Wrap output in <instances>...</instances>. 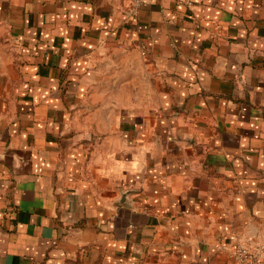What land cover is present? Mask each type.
Returning a JSON list of instances; mask_svg holds the SVG:
<instances>
[{
    "label": "crops",
    "instance_id": "obj_1",
    "mask_svg": "<svg viewBox=\"0 0 264 264\" xmlns=\"http://www.w3.org/2000/svg\"><path fill=\"white\" fill-rule=\"evenodd\" d=\"M264 247V0H0V264H236Z\"/></svg>",
    "mask_w": 264,
    "mask_h": 264
},
{
    "label": "built area",
    "instance_id": "obj_2",
    "mask_svg": "<svg viewBox=\"0 0 264 264\" xmlns=\"http://www.w3.org/2000/svg\"><path fill=\"white\" fill-rule=\"evenodd\" d=\"M142 0H130L131 10L134 11L140 6ZM231 255L236 264H264V247L236 245Z\"/></svg>",
    "mask_w": 264,
    "mask_h": 264
}]
</instances>
